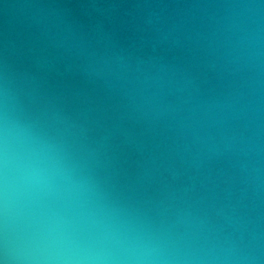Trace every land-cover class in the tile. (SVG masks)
<instances>
[{"label": "water", "instance_id": "water-1", "mask_svg": "<svg viewBox=\"0 0 264 264\" xmlns=\"http://www.w3.org/2000/svg\"><path fill=\"white\" fill-rule=\"evenodd\" d=\"M0 264H264V0H0Z\"/></svg>", "mask_w": 264, "mask_h": 264}]
</instances>
